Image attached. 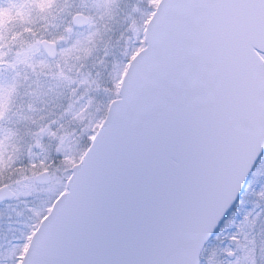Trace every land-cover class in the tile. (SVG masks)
I'll return each instance as SVG.
<instances>
[{
    "label": "snow or ice",
    "instance_id": "6c2138e0",
    "mask_svg": "<svg viewBox=\"0 0 264 264\" xmlns=\"http://www.w3.org/2000/svg\"><path fill=\"white\" fill-rule=\"evenodd\" d=\"M0 220V264H264V0H0Z\"/></svg>",
    "mask_w": 264,
    "mask_h": 264
},
{
    "label": "rangeland",
    "instance_id": "374dc122",
    "mask_svg": "<svg viewBox=\"0 0 264 264\" xmlns=\"http://www.w3.org/2000/svg\"><path fill=\"white\" fill-rule=\"evenodd\" d=\"M2 214L4 216L8 215V210H3ZM13 219H15V213L12 214ZM11 227H14V225L10 224L7 220H0V231L7 230Z\"/></svg>",
    "mask_w": 264,
    "mask_h": 264
}]
</instances>
